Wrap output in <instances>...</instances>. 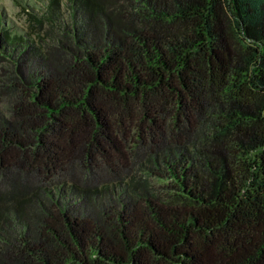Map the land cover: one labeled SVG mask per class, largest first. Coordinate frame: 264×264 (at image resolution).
<instances>
[{
  "label": "trees",
  "instance_id": "16d2710c",
  "mask_svg": "<svg viewBox=\"0 0 264 264\" xmlns=\"http://www.w3.org/2000/svg\"><path fill=\"white\" fill-rule=\"evenodd\" d=\"M41 1L0 12V264H264V0Z\"/></svg>",
  "mask_w": 264,
  "mask_h": 264
},
{
  "label": "rangeland",
  "instance_id": "374dc122",
  "mask_svg": "<svg viewBox=\"0 0 264 264\" xmlns=\"http://www.w3.org/2000/svg\"><path fill=\"white\" fill-rule=\"evenodd\" d=\"M44 4L45 2L41 0H0V12L2 13L3 19L6 20L7 24L9 23L11 25L12 29L26 32L30 31V33L34 34L35 39H38V34L36 32H40L42 35H44V37L49 38L52 34L50 26L46 24L42 30L36 29V31H33L34 29H31L30 27L31 21L29 20V18H27L24 12V8L28 10L27 7H31L33 5L32 8H34V10L28 11L32 12V14L39 13L40 10L45 7ZM62 8L64 13L63 16H65L67 12L66 6L64 5L62 6ZM6 100L7 95L1 93L0 103L6 104Z\"/></svg>",
  "mask_w": 264,
  "mask_h": 264
}]
</instances>
